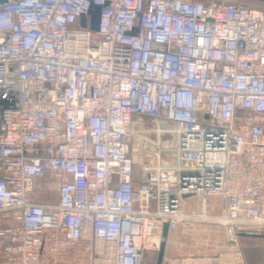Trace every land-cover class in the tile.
I'll return each instance as SVG.
<instances>
[{
    "label": "built area",
    "instance_id": "obj_1",
    "mask_svg": "<svg viewBox=\"0 0 264 264\" xmlns=\"http://www.w3.org/2000/svg\"><path fill=\"white\" fill-rule=\"evenodd\" d=\"M51 178L57 200L38 202ZM187 198L220 200L237 253L264 236V9L0 0V264H64L96 241L101 264H157L144 252Z\"/></svg>",
    "mask_w": 264,
    "mask_h": 264
},
{
    "label": "crops",
    "instance_id": "obj_2",
    "mask_svg": "<svg viewBox=\"0 0 264 264\" xmlns=\"http://www.w3.org/2000/svg\"><path fill=\"white\" fill-rule=\"evenodd\" d=\"M140 170L134 167L133 179L137 181ZM55 180L41 182L40 187L52 188L46 197L39 195L37 200L55 202ZM200 199L187 198L182 206L184 220L178 224L174 231H167L163 236L164 250L160 264H264V236L240 237L239 252L226 244L222 238V227L216 219L222 214V205L219 199L211 198L200 207ZM87 245V243H83ZM95 245L93 251L92 245ZM103 244L99 241L87 246L86 251L90 257H99ZM66 252L62 253V257ZM77 258V256H75ZM159 251L147 250L144 260L148 263L158 264Z\"/></svg>",
    "mask_w": 264,
    "mask_h": 264
},
{
    "label": "rangeland",
    "instance_id": "obj_3",
    "mask_svg": "<svg viewBox=\"0 0 264 264\" xmlns=\"http://www.w3.org/2000/svg\"><path fill=\"white\" fill-rule=\"evenodd\" d=\"M261 9H264V7L260 6H255ZM145 127H155L157 123L154 121L148 120V119H140L139 120ZM154 137H151V140H153ZM137 138L135 139L134 143L132 142V146L136 144ZM142 147V146H141ZM146 153L143 152L142 150H137V152L133 153V157L136 161L135 167L136 169L140 170L141 167L144 165L146 162ZM10 220V216H0V225L1 224H6ZM87 246L90 249V243H87V245L80 244L76 249L73 250H68L66 251V254L61 257V261L64 264H101V259L99 257H90L88 252L86 251ZM95 245L93 244L91 249L93 251H97V249H94ZM77 256V258L75 257Z\"/></svg>",
    "mask_w": 264,
    "mask_h": 264
},
{
    "label": "water",
    "instance_id": "obj_4",
    "mask_svg": "<svg viewBox=\"0 0 264 264\" xmlns=\"http://www.w3.org/2000/svg\"><path fill=\"white\" fill-rule=\"evenodd\" d=\"M219 1L242 3V4L251 5V6L264 7V0H219ZM98 15H99V8L94 7L91 11V23H90V29L94 32H97L98 30ZM167 231H168L167 224H164L162 235L165 236ZM163 250H164V243L162 242L159 247L158 264L161 263V257H162Z\"/></svg>",
    "mask_w": 264,
    "mask_h": 264
}]
</instances>
